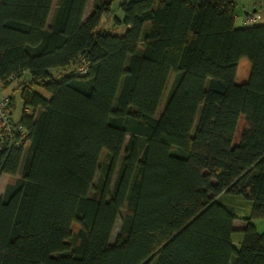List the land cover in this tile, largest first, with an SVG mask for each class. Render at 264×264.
Instances as JSON below:
<instances>
[{
  "label": "trees",
  "instance_id": "1",
  "mask_svg": "<svg viewBox=\"0 0 264 264\" xmlns=\"http://www.w3.org/2000/svg\"><path fill=\"white\" fill-rule=\"evenodd\" d=\"M87 3L0 0V264H264V25L236 0ZM220 195L252 204L238 249Z\"/></svg>",
  "mask_w": 264,
  "mask_h": 264
},
{
  "label": "rangeland",
  "instance_id": "2",
  "mask_svg": "<svg viewBox=\"0 0 264 264\" xmlns=\"http://www.w3.org/2000/svg\"><path fill=\"white\" fill-rule=\"evenodd\" d=\"M98 1L99 0H88L86 11H85V17L88 15L90 10L98 3ZM118 4L119 3H116L112 7L109 15H106L102 18L100 28L109 33L120 35L125 31L126 28L120 22L122 20V14L120 10L118 9ZM240 11L241 9L238 7L237 14L240 13ZM117 21H119V23ZM235 25L237 27H241V24L238 21L235 23ZM249 74H250L249 61L246 58L240 59L237 64V69H236V74H235V83L237 84L245 83L249 77ZM26 79H27V75H24L21 80L24 81ZM3 91L5 95L9 96L12 94L15 97V108L13 112V119L18 120L21 115V109H22V103H21L20 96H19L20 88L18 86V82L17 81L13 82L11 85L5 87ZM243 127H244V120H243V117H241L237 125L234 144H236V142L238 141L240 132ZM103 156L104 154L101 155L100 162L103 160ZM97 179H98V174L95 177L94 183H96ZM7 182L11 183L12 179H10L9 181L8 177L6 176H3L0 178V197H2L3 195ZM217 202L221 204L223 207H225L227 210L233 212L234 215L237 217L233 225L234 228L236 229V232L231 236V243L233 247L238 249L242 241V234L239 232V230L244 225L243 220L249 217L251 209H252V204L250 201L245 200L241 196H231V195H220L217 197ZM122 215H123V211L120 212L119 218L117 219V222L115 224V227H114V230L111 236V242H113L118 232L119 222H120V218ZM251 224L255 226L258 232L260 233L264 232V218L252 220Z\"/></svg>",
  "mask_w": 264,
  "mask_h": 264
},
{
  "label": "crops",
  "instance_id": "3",
  "mask_svg": "<svg viewBox=\"0 0 264 264\" xmlns=\"http://www.w3.org/2000/svg\"><path fill=\"white\" fill-rule=\"evenodd\" d=\"M238 7L241 11L237 14ZM249 13H257L259 15L258 24L264 25V0H236L235 23L238 21L241 26H244V18Z\"/></svg>",
  "mask_w": 264,
  "mask_h": 264
},
{
  "label": "built area",
  "instance_id": "4",
  "mask_svg": "<svg viewBox=\"0 0 264 264\" xmlns=\"http://www.w3.org/2000/svg\"><path fill=\"white\" fill-rule=\"evenodd\" d=\"M259 17L256 13H249L245 16L243 24L246 26L254 25L258 23ZM80 73L84 72L83 68H79L78 70ZM8 114H9V107H8V99L3 95L2 92V83L0 81V126H6L8 123ZM19 136H23V131L20 127L17 128Z\"/></svg>",
  "mask_w": 264,
  "mask_h": 264
}]
</instances>
